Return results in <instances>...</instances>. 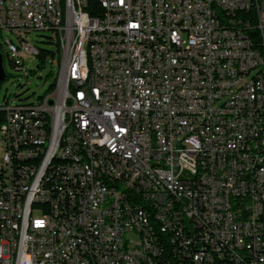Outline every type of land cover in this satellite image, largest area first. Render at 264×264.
Returning <instances> with one entry per match:
<instances>
[{
	"label": "built area",
	"instance_id": "obj_1",
	"mask_svg": "<svg viewBox=\"0 0 264 264\" xmlns=\"http://www.w3.org/2000/svg\"><path fill=\"white\" fill-rule=\"evenodd\" d=\"M92 1L0 0L13 69L59 49L0 102V264H264V0Z\"/></svg>",
	"mask_w": 264,
	"mask_h": 264
},
{
	"label": "rangeland",
	"instance_id": "obj_2",
	"mask_svg": "<svg viewBox=\"0 0 264 264\" xmlns=\"http://www.w3.org/2000/svg\"><path fill=\"white\" fill-rule=\"evenodd\" d=\"M4 35V33L1 34L2 37ZM30 37L39 47L54 48L53 45L43 43L48 37L54 39L50 31L38 32L35 35L32 34ZM0 51L3 55V67L6 73V77L0 82V102H2L5 96L12 103L18 99L17 96L25 101H35L48 91L49 85L55 80L57 75L58 64L55 58L48 56L45 64L38 66L39 59L36 56H25L24 65L25 69L29 72L28 77L25 78L22 70L17 71L10 66L4 49H0Z\"/></svg>",
	"mask_w": 264,
	"mask_h": 264
},
{
	"label": "bare ground",
	"instance_id": "obj_3",
	"mask_svg": "<svg viewBox=\"0 0 264 264\" xmlns=\"http://www.w3.org/2000/svg\"><path fill=\"white\" fill-rule=\"evenodd\" d=\"M68 10H77L73 6V0H59L57 17L60 20H68ZM234 23H241V16H234ZM254 71H264V63H255ZM252 85H260V78H252ZM253 111H262V115H264L262 102L253 103ZM39 118H50V110L39 109ZM29 160H37V152H19L20 163H29ZM50 160L55 162H76V155L65 151H53L50 152ZM248 176H255V169H248ZM261 178H264V167H261ZM66 215H73V208H66Z\"/></svg>",
	"mask_w": 264,
	"mask_h": 264
},
{
	"label": "trees",
	"instance_id": "obj_4",
	"mask_svg": "<svg viewBox=\"0 0 264 264\" xmlns=\"http://www.w3.org/2000/svg\"><path fill=\"white\" fill-rule=\"evenodd\" d=\"M91 1H92V0H91ZM92 2H95V1H92ZM95 3H96V2H95ZM73 6L77 9V0H73ZM86 10H87L90 14H93V12L89 10V8H88V9L86 8ZM99 11H100V8H99ZM43 43H46V44H48V45H53L54 48L51 49L50 47H39V46H38L39 49H40V58L42 59V58L45 57V55L47 54V55L50 56V58H55L56 60H58V50H59V49H58V43H57V40H56L55 38L52 39V38L48 37V38H46V40L43 41ZM0 49H1V47H0ZM53 83H54V82H52V83L49 85L48 89H50V88L52 87ZM16 96H17V95H16ZM17 98H20V97L17 96Z\"/></svg>",
	"mask_w": 264,
	"mask_h": 264
},
{
	"label": "water",
	"instance_id": "obj_5",
	"mask_svg": "<svg viewBox=\"0 0 264 264\" xmlns=\"http://www.w3.org/2000/svg\"><path fill=\"white\" fill-rule=\"evenodd\" d=\"M6 77L5 69L3 67V55L0 51V82Z\"/></svg>",
	"mask_w": 264,
	"mask_h": 264
}]
</instances>
